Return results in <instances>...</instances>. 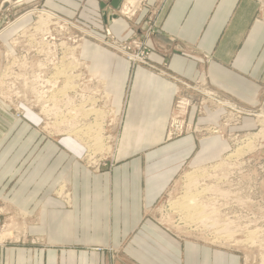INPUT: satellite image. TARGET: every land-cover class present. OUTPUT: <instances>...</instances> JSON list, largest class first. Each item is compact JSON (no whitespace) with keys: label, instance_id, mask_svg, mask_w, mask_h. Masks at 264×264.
<instances>
[{"label":"rangeland","instance_id":"1","mask_svg":"<svg viewBox=\"0 0 264 264\" xmlns=\"http://www.w3.org/2000/svg\"><path fill=\"white\" fill-rule=\"evenodd\" d=\"M169 1L137 0L132 5L126 0H119L121 8L117 15L126 21H130L137 13L146 12L143 34L121 40L113 36L107 28L98 31L85 24L79 13L74 19L55 13L68 21V25L56 20L42 23L34 12L50 10L42 6L41 0H0V32L4 29L3 35H0V107L10 114L13 124L26 121L30 125V130L37 135L35 144L39 141V146L42 147L46 142L67 138L80 147L78 164L86 172V182L89 185H94L98 180L100 186L96 187L112 188V179L116 172L120 170L122 176L128 171L124 167L129 164L128 161L131 163L141 157L140 174H152V177L147 176V190L154 192L160 184L157 179L159 174L171 172L174 168L170 162L176 156V151H164L162 148L183 137L192 136L195 147L191 158L164 182L165 186L160 195L150 200L147 198V203L142 200V213L139 214L134 234L141 239L143 235L147 237L145 224L149 221L177 242L199 244L236 255L239 264H264V138H258L260 131L261 134L264 133V117L261 115L264 114V84L257 104L248 107L243 102L231 100L217 89L214 90L206 75L188 81L172 73L166 63L160 67L151 63L149 53L152 49L160 50L162 45L170 48L174 44L173 38L166 37L161 32L163 15L169 7ZM254 2L256 9L252 22H260L264 26V0ZM17 19L19 21L15 23ZM81 30L103 41L99 42ZM87 42L106 48L126 61L127 58L130 59L128 62L131 66H146L173 84L174 99L166 120L162 143L128 155L122 153L119 140L122 136L123 116L111 99L112 94L105 79L82 57V46ZM50 44H53L52 51L48 47ZM41 46L47 48L46 54L44 52L45 58L42 59V52L38 57V54L32 53L35 47ZM117 49L140 61H131L132 58ZM189 54L202 59L206 64L212 60L211 56L202 52ZM23 55L27 59H22ZM37 72L38 75L31 78ZM68 80H73L75 88L68 92L66 104L80 105L85 112V108L92 105V110L100 115L99 134L93 133L96 126L95 116L92 114H78L71 118L59 114V111L66 110V101L58 102V99L51 96L56 95ZM41 88L50 91V95ZM49 100L53 101V106ZM25 112L35 115L38 118L37 123L31 124L26 120ZM211 116H214L215 122L210 121L213 118ZM246 118L251 119L254 124L250 129H244L242 125ZM251 136L257 140L252 150L249 149L247 154L239 158L227 157L248 143ZM95 137L99 138V145H95ZM92 140L97 153L89 148ZM203 140L223 144L226 151L215 162L193 164V155L197 154L198 146ZM31 151L30 148L24 156H31ZM189 173L190 179H194L191 183L187 181ZM201 173L203 175L200 177ZM101 176L105 180H99ZM15 180L7 184V189L13 187ZM144 183L142 178L141 186ZM120 184L122 186L126 181L121 180ZM207 187L209 189L199 199L202 210L197 212L202 221H196L195 218L191 221L186 214L195 217L193 208L188 212L182 211L178 203L187 194H194ZM68 188L69 185L62 184L55 196L69 204ZM31 220L29 213L17 211L10 207L9 199L0 197V264L4 263L5 257L9 260L12 252L16 250L24 251L26 256L38 251L44 257L43 264H46V255L52 249L46 242L47 230L31 229ZM211 239L218 241L212 242ZM127 248V238L124 243L115 247L66 246L73 254L81 251L104 252L107 254L105 264H142L128 259ZM92 264H95L94 261Z\"/></svg>","mask_w":264,"mask_h":264},{"label":"crops","instance_id":"2","mask_svg":"<svg viewBox=\"0 0 264 264\" xmlns=\"http://www.w3.org/2000/svg\"><path fill=\"white\" fill-rule=\"evenodd\" d=\"M40 3L67 19H74L79 13L85 24L98 31L107 28L121 40L143 34L145 30L146 12L126 21L117 15L121 8L119 0H41ZM255 7L254 0H170L161 32L173 38L174 44L170 48L162 45L155 51L151 48L149 61L159 67L166 63L172 73L188 81L206 75L214 90L254 107L264 84V26L252 22ZM195 52L211 56L212 60L206 64L189 54ZM81 54L105 79L111 99L121 110L122 153L128 155L162 143L174 99L173 84L146 66H131L128 58L126 61L99 45L84 43ZM211 117L210 121L215 122L214 116ZM25 119L31 124L38 121L30 112H25ZM11 120L10 114L0 107V197L9 199L10 207L32 216L31 229L47 230L46 242L52 249L48 250L46 264H92L93 261L105 264L104 252L73 254L66 246L115 247L126 238L128 259L142 264H239L236 255L177 242L149 221L145 224L147 237L143 235L145 238L141 239L134 234L142 213V200L147 203V198L160 195L164 182L191 158L195 147L192 136L162 148L176 151L170 162L174 168L159 174L160 184L154 192L147 190V176L152 174H140L141 157L128 161L124 166L128 171L121 176L118 170L112 179L113 187L105 188L96 187L100 186L98 180L94 185L86 182V172L77 161L80 147L71 140L46 142L41 147L39 141L35 144L37 135L26 121L13 124ZM242 125L250 129L254 124L246 118ZM30 148L31 156H24ZM198 148L191 160L198 165L215 162L226 151L223 144L212 140L201 141ZM142 178L145 183L141 186ZM12 180H15L13 187L7 189ZM121 180L126 184L121 186ZM62 184L69 185V204L55 196ZM12 253L2 264H43L44 261L38 251L28 256L20 250Z\"/></svg>","mask_w":264,"mask_h":264},{"label":"bare ground","instance_id":"3","mask_svg":"<svg viewBox=\"0 0 264 264\" xmlns=\"http://www.w3.org/2000/svg\"><path fill=\"white\" fill-rule=\"evenodd\" d=\"M127 1V3L128 4H134L137 0H126ZM31 13V12H30ZM34 13H36V14H38V17H39V21H42V23H49V22H52L53 20H56V21H62V22H64V23H66L67 25L69 24L68 23V21H66V20H64V19H62L61 17H59L58 15H56L55 13H53V12H51V11H46V10H39L38 12H34ZM28 14V13H27ZM23 16V15H22ZM20 18V17H19ZM18 18V19H19ZM15 20V23L16 22H18L19 20ZM10 25V24H9ZM75 27V26H74ZM6 30V29H5ZM80 30V29H79ZM3 31H4V29L0 32V35L3 33ZM82 31V30H81ZM84 34H87L88 36H90L91 38H94V39H98L99 40V42L102 40V39H100V38H97L96 36H93L92 34H90V33H88V32H86V31H82ZM103 41V40H102ZM101 41V42H102ZM51 46H53V44H50L48 47H50V51H52V50H54V49H52L51 48ZM110 46H113V45H110ZM63 47V46H62ZM114 48H115V46H113ZM37 48V49H36ZM117 48V47H116ZM117 50H119V51H121L124 55H126L127 57H129V58H132L133 60H131V61H138L139 59H137L136 57H132V56H130L129 54H127L125 51H123V50H120V49H117ZM46 51H47V48H45L44 49V47H42L41 46V48L39 47H35L34 48V50L32 51V53L34 54H38L37 55V57L38 56H40L39 54L42 52L43 53V56L40 58V59H42V58H45V56H44V52H45V54H46ZM42 53H41V55H42ZM26 56L25 55H23V57H22V59H27V58H25ZM28 57H29V55H28ZM35 58H36V56H35ZM37 59V58H36ZM130 60V59H129ZM140 61V60H139ZM81 62V61H80ZM81 63H83V62H81ZM88 67V66H87ZM62 72V71H61ZM90 72L92 73V71L90 70ZM38 73L39 72H37V73H34L32 76H31V78L33 77V76H37L38 75ZM94 74H96V73H94ZM96 77H98V79H99V76L96 74ZM44 78V77H43ZM15 79H18V78H15ZM60 79H62V78H60ZM95 80H97V79H95ZM98 82L100 81V80H97ZM75 88V85L73 84V80H68V81H65V84L63 85V87L56 93V95H54V96H51V98H56V99H58L57 101L59 102V101H62V100H65L66 102H65V104L68 102V96H67V94H68V92H70L71 90H73ZM41 90L43 91V92H47V94L48 95H50L49 93H51L50 91H44L43 90V88H41ZM59 95H61V96H59ZM57 96V97H56ZM59 96V97H58ZM73 97V96H72ZM50 98V99H51ZM49 102L51 103V105L53 106V101L52 100H49ZM224 104H226V103H224ZM223 104V105H224ZM228 104V103H227ZM67 105V104H66ZM185 106H186V104H185ZM90 107V109H88L87 110V108H89ZM231 107V106H230ZM233 107V106H232ZM49 109H52V108H49ZM86 109V112L82 109V107L80 106V105H75V104H73V103H70L69 105H67V108H66V110L64 111V112H62V111H59V114H61V115H63L64 117H68V118H71V116H77L78 114H80V115H82V116H84L85 114H87V115H94L95 116V131L93 132L94 133V135H97V134H99L100 133V128H99V124H98V121H99V118H100V115L97 113V112H94L93 110H92V105H90V106H88V107H86L85 108ZM235 109V108H234ZM261 115H263V117H264V114H261ZM256 117H257V115H256ZM260 117V116H259ZM262 117V116H261ZM262 117V118H263ZM262 121H263V119H262ZM261 122V121H260ZM261 124V123H260ZM263 125V124H262ZM262 127V126H261ZM263 132H264V130H262ZM255 136V138H257V135L256 134H254ZM252 138V139H251ZM258 138H264V133H262L261 134V131H260V137H258ZM249 139H251V140H248V143H246L244 146H242V147H239L236 151H235V153L233 154H230V155H228L227 157L228 158H233V157H235V158H239V157H241V156H243L244 154H247V152H248V150L250 149V150H252L253 148L252 147H254V143L257 141L256 139H254L252 136L249 138ZM246 140V139H245ZM260 140H262V139H260ZM264 140V139H263ZM94 141H95V145H99V142H100V140H99V138L98 137H95L94 138ZM250 141V142H249ZM90 142V141H89ZM92 142V143H91ZM90 143H91V145H89V148L94 152V153H97V151H95V149L93 148V140L91 141ZM203 175V173H201V175H200V177ZM190 176H191V174L189 173V174H187V181H188V183H191V182H193V180L194 179H190ZM189 185H191V184H189ZM209 189V187H207V188H205V189H202V190H200V191H197V192H195L194 194H187V196H185L183 199H182V202H180L179 201V203H178V206L181 208V210L182 211H186V212H188L191 208H193V210H194V212H195V217H192V216H190L189 214H186L187 215V218L188 219H191V221H192V219H194L195 218V220L196 221H199L200 219V221H202V217H200L199 216V214L197 213L198 211H200V210H202V203L199 201V199H200V197L202 196V195H204L203 193L205 192V191H207ZM176 203H174V205H175ZM177 206V205H176ZM177 206V208L176 209H178L179 207ZM175 207V206H174ZM184 217H185V215H183ZM182 216V217H183ZM197 217V218H196ZM184 219H186V217L184 218ZM199 219V220H198ZM185 221V220H184ZM189 221V220H188ZM187 221V222H188ZM190 223H192V222H189V224ZM187 224V223H186ZM188 227V226H187ZM221 229V228H220ZM222 230V229H221ZM215 233H217V232H215ZM3 237H4V235H3ZM211 241L212 242H217L218 241V239H216V240H213V239H211ZM236 242V241H235Z\"/></svg>","mask_w":264,"mask_h":264}]
</instances>
